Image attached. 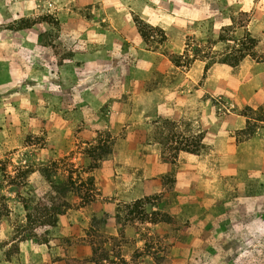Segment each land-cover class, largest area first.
Returning <instances> with one entry per match:
<instances>
[{
  "label": "rangeland",
  "instance_id": "1",
  "mask_svg": "<svg viewBox=\"0 0 264 264\" xmlns=\"http://www.w3.org/2000/svg\"><path fill=\"white\" fill-rule=\"evenodd\" d=\"M141 3L179 21L142 19L144 41L133 13L127 41L95 27L92 4L0 0V264H264V159L235 152L264 137V0ZM136 43L161 56L143 83ZM51 201L67 205L39 243L23 205Z\"/></svg>",
  "mask_w": 264,
  "mask_h": 264
},
{
  "label": "crops",
  "instance_id": "2",
  "mask_svg": "<svg viewBox=\"0 0 264 264\" xmlns=\"http://www.w3.org/2000/svg\"><path fill=\"white\" fill-rule=\"evenodd\" d=\"M141 2L142 0H64V4L60 7V14L68 13V3H73L76 6L77 10L85 9L86 7H88V5L92 4V12L95 16H97L94 19L95 27H101L102 30H105L106 36L110 34L114 35L116 33L118 35L122 34L127 41H130V39L137 40L138 38L137 29L131 17L133 13L139 14L141 19L145 20L151 25L159 26L163 30L169 29L175 22L179 21V17H177L179 11L175 12L166 8H158L156 6L150 5L149 3L147 4V6H145V3L142 4ZM96 3L99 4V7H95L93 5ZM139 42H141V40H139ZM134 47H137L140 55L137 61L140 72H138L139 74H136L134 78L139 79L140 82L143 83L151 79L153 70L155 69L158 59L161 56H159L160 54L158 51L150 50L141 46L139 47L137 46V43L136 45H134ZM201 75L202 73L200 74V76ZM188 76L192 80L198 78V69L193 72V75L189 74ZM255 79H257V76L252 77L250 81L254 82ZM219 80L223 81L222 78H219ZM163 92L173 93L174 95V91H171V89L167 87H163ZM144 93L148 96L149 94H151V91L146 90ZM228 123L229 122H218L217 124V127L219 129L217 138H219L220 140L223 139V141H225V146H223V148L220 147V150L217 149V152H214V156H216L219 161L220 171H222V168L225 167L226 160L230 158L233 152L230 150L227 144L228 142L226 133ZM235 123H237V128L239 129L244 128L247 124V122ZM208 127L210 129V126ZM235 152L237 160L244 158L250 160L252 165L250 168L259 169L257 168L258 160L260 158L264 159V137H261V135L257 134L245 141L239 142L235 145ZM186 157L189 160L194 159L192 158L194 157V155L190 153H186ZM147 193L148 190L145 189V194ZM71 233L72 232H69L70 235ZM34 249L36 252L40 248L33 246L32 249H29L30 253L27 252L28 260L30 257L34 256ZM77 251H79V254L77 256H79L78 258L80 259H86L91 254L89 248L86 245H82L80 249H77ZM57 255H59V252L57 253ZM65 257L66 258L63 257L62 259L56 260L50 259V261L44 260L43 258L39 264H67L68 258L67 256ZM87 264L94 263L88 262Z\"/></svg>",
  "mask_w": 264,
  "mask_h": 264
},
{
  "label": "trees",
  "instance_id": "3",
  "mask_svg": "<svg viewBox=\"0 0 264 264\" xmlns=\"http://www.w3.org/2000/svg\"><path fill=\"white\" fill-rule=\"evenodd\" d=\"M135 22L138 26V31L144 38V41L147 38L146 30L153 31L154 28L148 26L143 23L141 19H135ZM143 26V27H142ZM249 39V38H248ZM250 40V39H249ZM245 53H239L238 60L243 58ZM236 57V62L238 61ZM220 63H232L229 62L227 58H223L219 61ZM249 121H247V125ZM40 206V204H38ZM67 204L58 205L56 202L51 201L49 205H43L38 207L34 206L32 209L27 204H24L23 207L26 210V229L23 230L27 233V235H33V237H37V242H44L47 239L46 232L48 227H53L57 221V216L62 211V207H65ZM5 209H7L5 207ZM28 227V228H27Z\"/></svg>",
  "mask_w": 264,
  "mask_h": 264
}]
</instances>
